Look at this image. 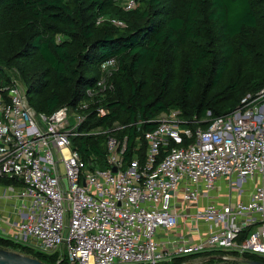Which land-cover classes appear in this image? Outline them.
I'll list each match as a JSON object with an SVG mask.
<instances>
[{
	"label": "built area",
	"instance_id": "obj_1",
	"mask_svg": "<svg viewBox=\"0 0 264 264\" xmlns=\"http://www.w3.org/2000/svg\"><path fill=\"white\" fill-rule=\"evenodd\" d=\"M123 1L129 11L138 0ZM105 21L126 27L97 23ZM100 69L84 100L51 114L30 104L17 77L0 88V237L58 253L57 264L264 259V86L206 129L180 110L148 121L153 130L138 124L130 148L124 126L81 130L90 115L110 113L115 86L106 75L118 72V59ZM85 136H106L104 161L81 156L74 139Z\"/></svg>",
	"mask_w": 264,
	"mask_h": 264
},
{
	"label": "trees",
	"instance_id": "obj_2",
	"mask_svg": "<svg viewBox=\"0 0 264 264\" xmlns=\"http://www.w3.org/2000/svg\"><path fill=\"white\" fill-rule=\"evenodd\" d=\"M116 2L0 0V88L16 68L30 104L51 114L84 100L101 63L115 57L119 70L106 101L110 113L90 115L81 130L124 126L119 136L128 135L132 148L138 124L153 130L156 124L148 121L180 110L206 129L264 86V0H138L129 11ZM100 18L126 27L98 24ZM74 144L84 159L106 158V136L77 137ZM0 248L47 264L59 257L4 237ZM243 260L264 262L254 255Z\"/></svg>",
	"mask_w": 264,
	"mask_h": 264
},
{
	"label": "water",
	"instance_id": "obj_3",
	"mask_svg": "<svg viewBox=\"0 0 264 264\" xmlns=\"http://www.w3.org/2000/svg\"><path fill=\"white\" fill-rule=\"evenodd\" d=\"M114 171L116 169L114 168ZM0 264H47L39 261L38 259L22 255L14 251H8L0 248ZM242 264H264L261 261H246Z\"/></svg>",
	"mask_w": 264,
	"mask_h": 264
},
{
	"label": "rangeland",
	"instance_id": "obj_4",
	"mask_svg": "<svg viewBox=\"0 0 264 264\" xmlns=\"http://www.w3.org/2000/svg\"><path fill=\"white\" fill-rule=\"evenodd\" d=\"M117 5L118 6H120L121 8L123 7V5H124V1L123 0H117ZM116 75V74H115ZM115 75L113 74V76H109L108 74L106 75V80L108 81L110 78V81L114 84V82H113V79H114V77H115ZM9 76H14V77H17L18 79H20L21 80V78H20V72L16 69V68H13L11 71H10V75ZM102 76H104V73L103 72H101V69H100V77H102ZM99 77V78H100ZM16 78V79H17ZM22 81V80H21ZM115 127H117V125L115 126ZM93 131H98V129H95V130H92V132ZM64 253H66V251H64ZM204 262V259L203 258H198V259H196L195 261H192V262H189V264H202Z\"/></svg>",
	"mask_w": 264,
	"mask_h": 264
},
{
	"label": "crops",
	"instance_id": "obj_5",
	"mask_svg": "<svg viewBox=\"0 0 264 264\" xmlns=\"http://www.w3.org/2000/svg\"><path fill=\"white\" fill-rule=\"evenodd\" d=\"M163 237H160V240H162Z\"/></svg>",
	"mask_w": 264,
	"mask_h": 264
}]
</instances>
